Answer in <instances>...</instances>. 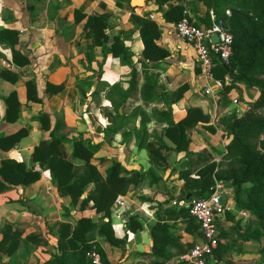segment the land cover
Returning <instances> with one entry per match:
<instances>
[{
  "label": "crops",
  "instance_id": "0c3cea01",
  "mask_svg": "<svg viewBox=\"0 0 264 264\" xmlns=\"http://www.w3.org/2000/svg\"><path fill=\"white\" fill-rule=\"evenodd\" d=\"M98 2L91 4L87 0V10L83 13H94ZM60 3L56 0L46 2L48 9H54V18H42L41 23L29 24L27 36L18 21L4 18L0 4V29L15 30L20 39H26L25 48L16 46V50L29 61L24 68L9 65L12 55L7 47L6 50L5 46H0V139L5 138L0 145V166L5 160H13L24 164L27 170L33 168L31 156L34 148L50 141L58 121L55 136L63 138L58 150L65 160L75 167L84 168L85 162L74 156V141L88 139L97 146L89 164L102 179H105L113 163H119L125 172L117 174L116 179L126 178L132 182L110 206L106 204L101 212L94 213L92 201L79 210L80 202L74 206L70 196L60 195L57 183L52 181L48 171L40 172L39 177L28 185L14 183L19 180L18 177H10L11 181H3L0 177V244L3 242L0 264H43L52 255L58 254L61 225L74 230L80 219L89 220L91 223L87 228L90 225L92 228L79 231V238L97 242L111 264H154L156 261L160 264H182L179 257L200 243L202 237L196 222L183 215L182 210L186 211V208L180 202L184 196L188 200L191 194L186 191L180 174L192 171L195 175L211 165L215 167L214 172L226 169V140L221 132L223 119L229 114L242 116L248 105L258 97V91L239 87L238 96L234 91L226 96L217 91H214V96L204 95V81L199 77L192 47L179 38L174 25L166 23L161 13L156 43L169 52V57L155 66L143 68L138 63L143 49L138 28L135 34L121 37L128 46L127 50L133 54L130 60L138 64L123 65L119 58L112 55L104 58L103 46H94L85 33L80 36L77 32L72 38L70 33L63 32L74 22V9H63ZM35 8L30 7V13ZM163 8L167 9V6ZM205 12L203 6H196L188 14L196 21L195 15L202 16ZM16 14L14 12L13 15ZM154 16L150 14L149 17ZM92 52L100 55L99 64L92 62ZM130 66L137 73L138 88L144 77L150 76L157 81L158 95H170L175 124L185 119L188 110L198 111L194 118L198 122L185 132L187 144L184 147L181 144L178 153L168 155L167 170L150 163L146 150L138 148L136 138L140 114L144 113L149 118L146 127L150 141L162 136L166 145L175 146L173 141L177 140L172 138L174 136L163 135L167 125L154 119L152 114L155 106L163 110L162 104H144L138 94L127 98L118 113L124 115L128 122L113 136L103 134V129L114 119L110 99L115 102L121 99L117 92L112 96L111 91L118 82L122 83L124 91L128 89ZM3 68L17 73V79L12 82L11 78H5L1 73ZM31 80L35 82V88L31 87L30 91L26 83ZM123 80L127 81L123 83ZM87 81L91 85L85 91ZM11 92L16 94L13 108L16 102L18 106L15 120L7 122L3 119L9 106L4 98ZM234 98L238 99L236 105L232 103ZM235 110L240 114L236 115ZM19 132L23 134L17 142L7 139ZM186 162L190 165L187 166ZM218 181L225 185L223 201L231 211L218 218V239L223 249L218 255H211V259L215 264H264V253L261 251L264 237L244 240V230L256 228L255 217L248 211L237 209L234 188L229 181L213 177L212 186ZM112 184L108 186L109 191ZM92 190L94 186L79 199L87 197ZM158 221L168 225L174 237L169 250L171 256L165 261L152 256L150 229ZM104 222H107L105 231L110 236L109 240L99 233Z\"/></svg>",
  "mask_w": 264,
  "mask_h": 264
},
{
  "label": "trees",
  "instance_id": "16d2710c",
  "mask_svg": "<svg viewBox=\"0 0 264 264\" xmlns=\"http://www.w3.org/2000/svg\"><path fill=\"white\" fill-rule=\"evenodd\" d=\"M114 1L118 4L126 2L132 12L141 10L140 8H131L130 0ZM147 2L157 6L166 23L176 25L180 20L188 18L197 27H201L200 22L204 23L206 29L211 28L214 24L220 25L232 35L229 65L222 64L218 57L213 58L214 77L222 82L225 81L226 77H230L231 83L224 85L223 94L242 85L248 91L257 90L258 97L248 105L242 116L237 117L234 114H229L223 119L221 132L226 140L225 170L214 172L215 167L211 165L206 170L198 171L195 175L192 171L180 174L181 179H184L186 191L191 194L188 200L184 196L180 205L184 206L193 198L207 199L213 177L218 180L229 181L234 188L237 209L248 211L256 220L254 230L248 228L244 230V240L249 238L260 239L264 237V0H191L189 2L191 8L203 6L206 9L202 19L195 15L196 21L189 17L187 5L182 2L169 3L167 9L163 8L162 0H147ZM226 11H229L230 15H227ZM92 22L93 19L90 20L89 26H92ZM89 34L88 38L91 39L92 33ZM138 36L143 44L140 59L143 68L155 66L169 57V52L156 43L158 33L151 24L145 21L141 22ZM18 44L17 31L0 29V46L7 47L12 55L9 65L13 64L16 67L24 68L29 64V61L19 50H16ZM99 44L103 46L104 58L112 55L119 58L123 65H131L129 60L133 54L125 48L123 41L120 40L118 53L113 47L106 48L104 41L99 42ZM1 73L5 78H11L12 82L18 76L17 73L8 68H3ZM128 84V89L118 102L110 99L114 119L112 124L103 129V134L113 136L118 133L124 123L128 122L124 119V115L118 113V109L127 98L138 94L144 104H162L164 109L153 110L152 114L154 119L167 125L166 129L163 130V135L166 137L174 136L172 138L177 140L176 142L173 141L175 146L166 145L162 136H157L150 141L146 127L149 118L144 113L140 114L141 120L138 130H136V138L138 148L146 150L150 163L162 170H167L169 168L168 155L178 153L181 144L182 147L187 144L185 132L198 122L194 119L198 111L195 109L188 110L185 119L175 124L172 121L171 106L173 102L170 101V95L157 94V81L155 79L145 76L141 87L138 88L137 73L132 68ZM26 87L30 88L31 91V87L35 88V82L33 80L27 82ZM116 92L117 89H113L111 91L112 96ZM117 93L120 95L119 92ZM15 99V92H11L4 98L5 103L9 106L4 121L15 120L17 111L15 109L18 106L16 102L13 108L12 102ZM201 119L207 120L206 117H201ZM58 125L59 122L57 121L51 132L50 141L42 142L34 148L31 156L33 168L27 170L24 164L5 160L0 166V177L3 181H11L10 177H18L19 180L14 183L28 185L39 177L40 172L48 171L52 181L57 183V191L60 195L70 196L74 206L80 202L79 210L84 209L92 201L94 213L101 212L106 204L110 206L115 201L118 194L125 193L127 185L132 181L126 178L116 179L117 174L125 172L119 163H113L105 179H102L96 169L89 164L97 146L91 144L88 139L80 138L74 141V156L85 162L84 168L75 167L71 162L65 160L58 150L63 138L55 136ZM22 134L19 132L7 139L17 142ZM3 140L5 138L0 139L1 146ZM186 165L189 166L190 162H186ZM111 183L113 184L111 191H109L108 186ZM92 186H94V190L80 200V196L89 191ZM117 186L118 189H115ZM111 194L112 196L109 198ZM108 206L105 208L107 209ZM182 212L191 222H195L187 210H182ZM105 215L107 216V213ZM133 220L136 221V218ZM90 223L89 220L80 219L77 228L74 230H71L67 225H61L57 244L58 254L52 255L43 264H93L90 258L92 253L99 255L101 264H111L106 253L97 242L79 238V231L83 228H86L87 231L92 228L91 225L87 228ZM106 225L107 222L102 223L99 233L104 234L109 240L110 236L105 231ZM139 228H141L140 224ZM169 228L168 225L158 221L150 229L153 241L152 256L163 261L171 256L169 250L174 241ZM69 236L70 238H68ZM2 244L3 242H1L0 247ZM221 249H223V245L218 241L217 248L212 255H218L217 253H220ZM261 251L264 253V244ZM209 260L215 264L213 259L210 258ZM154 264H160V262L156 261Z\"/></svg>",
  "mask_w": 264,
  "mask_h": 264
},
{
  "label": "rangeland",
  "instance_id": "374dc122",
  "mask_svg": "<svg viewBox=\"0 0 264 264\" xmlns=\"http://www.w3.org/2000/svg\"><path fill=\"white\" fill-rule=\"evenodd\" d=\"M50 0H0V4L3 8L1 11L4 18H7L9 21H18L20 26L22 27V31L27 36V31L29 30V24L31 25L33 22L41 23L42 18H54L53 10L48 9L49 7L46 5V2ZM55 1V0H53ZM86 1L87 0H56V2L60 3L61 8H67L69 10H73L74 15V22L72 26H69L66 31L63 32L70 33L72 38L76 35V33L80 32V36H83L85 33L87 37L92 33L91 41L94 46H99V42L104 41L106 48H115L116 52L120 50V40L123 41L125 46L124 40L121 38L125 34H135L139 28L141 22L145 21L152 25V28L156 30L159 34V25L160 22L159 18H161V14L157 9V6L151 2H147L145 0L144 6L140 12L134 13L130 10L126 2H122L120 4L112 1V0H88L94 4L98 2V9L92 14H85L83 13L86 11ZM163 5L167 6L171 2H184L187 5V11L191 9L189 6L188 0H162ZM36 7L33 12L30 13V7ZM163 6V7H164ZM16 7L18 10H16ZM94 10V9H93ZM91 10V11H93ZM16 12V15H13ZM68 13V12H67ZM148 13V14H147ZM150 14H154L155 16L153 19ZM13 15V17L11 16ZM204 15V14H203ZM202 16H199L202 19ZM45 16V17H44ZM16 17H18L16 19ZM93 19L92 26H89L90 20ZM127 20V22H126ZM130 24V27H129ZM200 25H204V23L200 22ZM127 26V27H126ZM32 27V26H31ZM78 27V31L76 30ZM121 28V30H119ZM30 31V30H29ZM175 31V29H174ZM19 34V33H18ZM19 36V35H18ZM27 45L26 39L19 37V48H25ZM128 46H125L127 48ZM6 49V47H4ZM7 50V49H6ZM100 55L98 52H92L91 59L92 62L98 63V58ZM116 58V57H114ZM131 65L140 63V59L134 63V60H129ZM99 64V63H98ZM125 81L127 80H123ZM91 82L87 81L85 86L87 87L85 91L89 88L90 89ZM121 85V86H120ZM117 89V92L122 96L125 92L122 83H116L114 86ZM243 87L242 85L237 86L236 88L232 89L234 91L235 96H238V88ZM84 91V93H85ZM231 91L225 92L224 95L226 96ZM248 91V90H247ZM250 91V90H249ZM83 93V92H82ZM237 94V95H236ZM233 95V94H232ZM230 98V96H228ZM153 110H159L156 106L153 107Z\"/></svg>",
  "mask_w": 264,
  "mask_h": 264
},
{
  "label": "built area",
  "instance_id": "2783aa9c",
  "mask_svg": "<svg viewBox=\"0 0 264 264\" xmlns=\"http://www.w3.org/2000/svg\"><path fill=\"white\" fill-rule=\"evenodd\" d=\"M230 15L229 11H226ZM153 19V17H151ZM176 34L184 42L192 47L194 60L199 69V77L204 81L203 94L214 96L224 90V85L231 83L230 77L222 82L214 77L213 58L218 57L224 65H229L231 55L232 35L220 25H213L211 28L197 27L188 18L180 20L174 25ZM218 35V42L213 44L211 37ZM233 104H238V99L232 100ZM235 114L240 112L235 110ZM225 185L218 181L210 188L207 199H190L183 207L198 225L202 241L193 245L185 254L179 257L182 264H212L209 260L213 251L218 245V218L231 211L230 207L224 203ZM176 204L175 202L173 203ZM203 238L205 241H203ZM93 264H101L97 253L90 255Z\"/></svg>",
  "mask_w": 264,
  "mask_h": 264
},
{
  "label": "water",
  "instance_id": "95a60500",
  "mask_svg": "<svg viewBox=\"0 0 264 264\" xmlns=\"http://www.w3.org/2000/svg\"><path fill=\"white\" fill-rule=\"evenodd\" d=\"M144 3H145V0H130V7L131 8H142L144 6ZM218 40H219L218 35H214L211 37V41L213 44H216ZM203 241H205L204 238H203Z\"/></svg>",
  "mask_w": 264,
  "mask_h": 264
}]
</instances>
